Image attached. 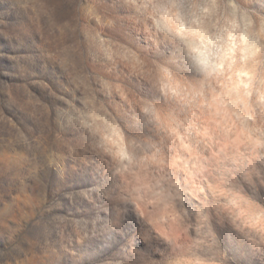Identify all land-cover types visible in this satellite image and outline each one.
Here are the masks:
<instances>
[{
  "label": "rangeland",
  "instance_id": "rangeland-1",
  "mask_svg": "<svg viewBox=\"0 0 264 264\" xmlns=\"http://www.w3.org/2000/svg\"><path fill=\"white\" fill-rule=\"evenodd\" d=\"M0 264H264V0H0Z\"/></svg>",
  "mask_w": 264,
  "mask_h": 264
}]
</instances>
